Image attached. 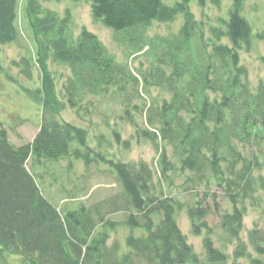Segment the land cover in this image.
<instances>
[{"label":"trees","instance_id":"obj_1","mask_svg":"<svg viewBox=\"0 0 264 264\" xmlns=\"http://www.w3.org/2000/svg\"><path fill=\"white\" fill-rule=\"evenodd\" d=\"M48 1L25 0L40 71L31 91L40 107L38 129L31 141L15 145L0 119V264H14L10 255L19 258L18 264H239L242 258L246 264H264V230L254 228L248 241L240 237L248 205L264 200V174L259 172L264 141L250 130L264 129V80L250 88L240 61L252 36L241 13L243 0H230L227 17L209 23L205 32L189 0L171 5L163 0H73L89 3L93 20L109 27L115 40L154 20L181 15L176 33L146 43L151 61L139 74L118 62L87 28L74 32L71 12L49 8ZM196 1L218 7L222 0ZM18 4L0 0V68L2 47L18 37ZM257 36L264 41V27ZM139 42H133L135 52L141 51ZM48 61L68 70L59 85ZM21 62V73L29 79L34 62L26 57ZM149 87L159 95L146 100L142 92ZM110 97L119 99L117 119L132 126L131 137L148 141L157 152L155 168L144 160L110 155L113 141L128 146L121 127H111L112 141L104 133L93 135V113ZM66 110L82 122L65 119ZM30 159L45 168L62 160L86 167L103 163L121 189L107 199L62 210L44 196L37 180L41 173L28 167ZM162 179L171 185L181 179L182 190H192V202L184 204L173 190L164 192L158 187ZM212 185L230 205L219 216L226 238L220 245L210 235L203 201ZM184 206L192 234L205 231L202 253L178 226L176 216ZM114 213L122 218L112 219ZM117 225L128 228L123 248L108 244L109 231ZM228 244H235L231 263Z\"/></svg>","mask_w":264,"mask_h":264},{"label":"rangeland","instance_id":"obj_2","mask_svg":"<svg viewBox=\"0 0 264 264\" xmlns=\"http://www.w3.org/2000/svg\"><path fill=\"white\" fill-rule=\"evenodd\" d=\"M174 1L163 0L165 4L169 5ZM189 3L198 25L203 27L204 32L209 23L215 24L219 22L221 17L226 18L227 10L230 6V0H222L218 7L210 3L199 6L196 0H189ZM46 6L60 13L68 9L72 15L74 32H77L82 26L93 32L101 40L108 52L118 62L126 64L134 74H139L141 68L145 69V71L148 70L152 54L146 50V43L149 40L157 41L159 37L164 39L176 33L182 21L181 15H178L172 21L161 22L154 20L144 29L131 30L123 38L115 40L114 32L109 27L105 26L101 21L93 20L89 3L87 2L50 0L46 2ZM241 13L251 26L252 36L248 51L242 50L240 52V61L247 72L246 77L250 88H254L260 79L264 80V41L257 36V33L264 27V0H243ZM16 25L18 37L14 42L5 44L2 47L0 68V119L7 129L9 140L15 145L31 141L40 121V107L33 98V94H31V91L39 84L40 71L35 65V41L25 14V0H19ZM118 37H121V35L119 34ZM132 37H134V40L129 39ZM139 38H141V42L137 46L139 49L141 48V51L135 52L133 50L135 47L133 42ZM22 57L31 59L34 62L29 79L21 73V65H18ZM48 68L52 71L58 85L68 74V70L59 63L48 61ZM147 92H142L146 100L152 96L159 95L158 89L153 87H149ZM108 99L110 100L98 106L94 111L95 113H93V124L96 127L93 135L104 133L105 137L112 141V136L110 135L111 127H121V139H128V146L121 148L122 144L120 146L113 141V145L109 147L110 155L121 157L126 161L137 162L144 160L155 168L157 152L153 146L144 139L136 142L131 137L132 126L128 122L123 123L117 119L120 113L119 99L111 97ZM63 116L67 120L82 122L69 110H66ZM107 122L108 125H106ZM250 130L252 133L260 135V140L264 141L263 128L255 126L254 128L250 127ZM95 136L92 137L91 142L94 148L97 144ZM263 146L264 143L260 145L261 148ZM100 148L103 151V147L101 146ZM28 167L37 175L41 173V175H38L37 180L41 185L44 196L62 210L64 208H73L78 202L90 204L98 200L107 199L121 189L114 174L103 163L91 164L86 167L80 162L69 163L66 160H62L59 163L48 162L45 168L39 165L34 166L30 159ZM259 172L264 174V169L259 170ZM180 185L181 179H175V185L168 184L166 179H162L158 187H161L164 192L175 191L178 197L184 201V204L191 203L194 198L192 190H182ZM202 196L203 189H200L198 197ZM203 201L208 210L207 222L212 227L210 233L212 240L216 245L224 244L226 238L219 229V216L223 210L229 209L230 205L223 192L214 185L211 186L210 192L205 195ZM256 204H249L244 213L240 233L243 241H248L249 233L254 228L257 227L259 230H264V200L257 199ZM109 216L116 220L122 218L120 213L110 214ZM176 220L179 228L186 234L188 241L193 245L196 252L202 253L201 240L205 231H202L199 235L192 234L185 206L177 213ZM127 230L128 228L122 225H117L115 229L110 230L108 244L116 242L119 247L123 248ZM220 237L222 240H220ZM234 246L235 244H228L225 247L228 254L227 263L236 260L233 256ZM247 249H249L248 245ZM8 259L14 264L19 263V258L15 255H10ZM239 261V264H246L243 258Z\"/></svg>","mask_w":264,"mask_h":264}]
</instances>
